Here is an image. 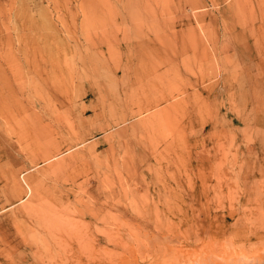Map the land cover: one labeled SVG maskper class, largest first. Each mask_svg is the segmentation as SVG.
Instances as JSON below:
<instances>
[{
	"label": "rangeland",
	"instance_id": "374dc122",
	"mask_svg": "<svg viewBox=\"0 0 264 264\" xmlns=\"http://www.w3.org/2000/svg\"><path fill=\"white\" fill-rule=\"evenodd\" d=\"M261 255L264 0H0V264Z\"/></svg>",
	"mask_w": 264,
	"mask_h": 264
},
{
	"label": "bare ground",
	"instance_id": "6f19581e",
	"mask_svg": "<svg viewBox=\"0 0 264 264\" xmlns=\"http://www.w3.org/2000/svg\"><path fill=\"white\" fill-rule=\"evenodd\" d=\"M262 254H263V251H262ZM240 260H238V261H240V263L237 262V264H264V255H261L259 258H254V259H250V258H247L246 256H243V257H241ZM228 261H230V262L227 264H236V261H233V260H228ZM197 264H201V262L198 261Z\"/></svg>",
	"mask_w": 264,
	"mask_h": 264
}]
</instances>
